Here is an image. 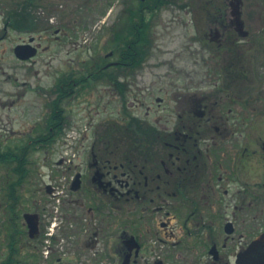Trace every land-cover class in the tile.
I'll return each mask as SVG.
<instances>
[{"label": "flooded vegetation", "instance_id": "1", "mask_svg": "<svg viewBox=\"0 0 264 264\" xmlns=\"http://www.w3.org/2000/svg\"><path fill=\"white\" fill-rule=\"evenodd\" d=\"M171 5L189 15L191 65L130 79L151 59L152 19ZM140 10L148 37L141 63L125 65L111 51L101 66L93 58L62 75L60 120L49 122L48 110L43 125L51 136L61 126L80 137L38 189L22 192L27 175L19 180L11 170L20 148L22 162L44 147L37 124L24 143L0 141L1 151L17 150L0 155L9 168L0 187V264H235L264 231V0H167ZM0 26L3 40L4 0ZM61 31L15 30L28 35L15 45L38 51L40 35ZM99 84L115 91L107 103L116 110L97 124L69 125L70 101Z\"/></svg>", "mask_w": 264, "mask_h": 264}, {"label": "rangeland", "instance_id": "2", "mask_svg": "<svg viewBox=\"0 0 264 264\" xmlns=\"http://www.w3.org/2000/svg\"><path fill=\"white\" fill-rule=\"evenodd\" d=\"M123 1L125 0H38L37 12L42 21L55 26L64 25L68 32L67 36L64 31L57 33V39L52 32L50 40L44 38L49 35H40L41 47L30 61L18 60L13 54L15 43L19 38H27L26 33L18 35L10 30L0 40V141L8 139L6 143L11 145L12 139L19 143L26 142L29 127L34 122L37 127L43 125L48 113V103L56 95L54 86L58 77L68 71L85 70L86 64H90L93 58L109 52L114 46L113 24L123 9ZM189 28V15L183 9L171 5L157 11L151 21V59L144 71L133 74L130 79H151L162 73H172L176 64L187 69L191 65L190 52L186 48ZM151 68L153 72H149ZM110 90L112 88L104 84L82 90L78 98L70 101L67 106L69 125L80 123L82 126L90 121L97 124L107 118L112 110H116L107 103L115 93ZM137 90L134 87L133 94L128 97H135ZM77 105L84 109L78 110ZM115 106L120 107L118 103ZM10 129L15 131L14 135ZM62 140L53 145L52 151L40 149L30 157H34L35 163L27 165L29 174L20 187L22 192L38 189L41 177H48L49 168H57L55 163L60 155H66L60 145ZM73 156L72 154L71 157ZM46 161L47 165L44 164ZM8 171V167H0V187L3 186ZM198 245L200 244L197 243L196 247ZM197 248V254L201 253L203 246ZM192 253L188 250L189 258ZM204 259H207L205 252ZM187 264L193 262L188 260Z\"/></svg>", "mask_w": 264, "mask_h": 264}, {"label": "trees", "instance_id": "3", "mask_svg": "<svg viewBox=\"0 0 264 264\" xmlns=\"http://www.w3.org/2000/svg\"><path fill=\"white\" fill-rule=\"evenodd\" d=\"M167 0H127L125 1V7L123 13L120 15L118 29L113 30V40H117L116 46L113 48L118 50L119 60L124 64L134 63L137 57H140L144 53V44L147 41L146 34L144 35L140 29V23L137 22L136 17H141V7L147 4L150 9H153L154 5L165 3ZM38 0H4L5 4V23L10 30H21L27 33H38L39 31L53 28L42 21L41 16L37 12ZM107 47V45H106ZM102 56L99 60L94 62L95 65H100ZM51 121L53 123L60 120V112L54 109ZM61 130L56 127L53 128V135ZM55 132V133H54ZM15 170L23 175L25 168L20 165Z\"/></svg>", "mask_w": 264, "mask_h": 264}, {"label": "water", "instance_id": "4", "mask_svg": "<svg viewBox=\"0 0 264 264\" xmlns=\"http://www.w3.org/2000/svg\"><path fill=\"white\" fill-rule=\"evenodd\" d=\"M32 40V38L30 39ZM35 48L29 44H19L14 48L20 58H28L35 53ZM237 264H264V232L237 255Z\"/></svg>", "mask_w": 264, "mask_h": 264}]
</instances>
